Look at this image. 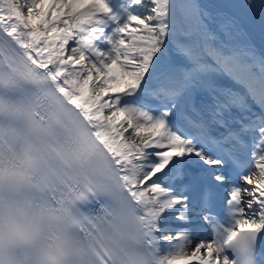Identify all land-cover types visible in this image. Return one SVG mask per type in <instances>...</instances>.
Here are the masks:
<instances>
[{
  "label": "snow or ice",
  "instance_id": "snow-or-ice-1",
  "mask_svg": "<svg viewBox=\"0 0 264 264\" xmlns=\"http://www.w3.org/2000/svg\"><path fill=\"white\" fill-rule=\"evenodd\" d=\"M0 264H264V0H0Z\"/></svg>",
  "mask_w": 264,
  "mask_h": 264
}]
</instances>
